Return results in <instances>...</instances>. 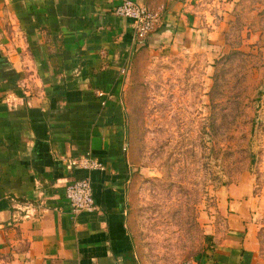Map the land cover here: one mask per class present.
Returning <instances> with one entry per match:
<instances>
[{
    "label": "crops",
    "instance_id": "1",
    "mask_svg": "<svg viewBox=\"0 0 264 264\" xmlns=\"http://www.w3.org/2000/svg\"><path fill=\"white\" fill-rule=\"evenodd\" d=\"M134 1L160 15L139 48L114 15L121 0H0V264H155L131 221L123 98L138 55L201 50L213 15L208 0ZM82 157L104 168L69 167ZM77 178L91 179L97 211L72 213ZM220 193L225 218L198 264H264V185Z\"/></svg>",
    "mask_w": 264,
    "mask_h": 264
},
{
    "label": "rangeland",
    "instance_id": "2",
    "mask_svg": "<svg viewBox=\"0 0 264 264\" xmlns=\"http://www.w3.org/2000/svg\"><path fill=\"white\" fill-rule=\"evenodd\" d=\"M208 1L203 48L138 55L123 98L131 221L155 264L197 261L220 190L264 185V0Z\"/></svg>",
    "mask_w": 264,
    "mask_h": 264
},
{
    "label": "built area",
    "instance_id": "3",
    "mask_svg": "<svg viewBox=\"0 0 264 264\" xmlns=\"http://www.w3.org/2000/svg\"><path fill=\"white\" fill-rule=\"evenodd\" d=\"M114 15L131 21L134 30L133 45L137 48L146 45L148 38L156 30L160 22L158 12L150 6L139 4L134 0H121L114 9ZM123 72L125 73L126 70H123ZM69 167H80L86 170L104 168L102 163L92 157L72 160L69 163ZM66 197L70 203L72 213L75 215L93 213L98 209L90 178H77L68 184L66 186ZM186 264H198V262L190 260Z\"/></svg>",
    "mask_w": 264,
    "mask_h": 264
},
{
    "label": "trees",
    "instance_id": "4",
    "mask_svg": "<svg viewBox=\"0 0 264 264\" xmlns=\"http://www.w3.org/2000/svg\"><path fill=\"white\" fill-rule=\"evenodd\" d=\"M3 61L4 59L0 57V70L1 71L6 68V67H3L4 66L2 64ZM2 79L6 80L9 86L15 87L17 85V81H18L17 75H9V77L2 78Z\"/></svg>",
    "mask_w": 264,
    "mask_h": 264
}]
</instances>
